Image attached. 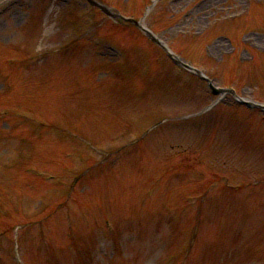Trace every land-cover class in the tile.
<instances>
[{"label": "rangeland", "instance_id": "obj_1", "mask_svg": "<svg viewBox=\"0 0 264 264\" xmlns=\"http://www.w3.org/2000/svg\"><path fill=\"white\" fill-rule=\"evenodd\" d=\"M96 1L106 16L96 14L104 25L94 32L89 21H67L76 0H0V114L7 113L0 124L16 127L9 111L30 119L17 131L21 137L30 132L19 154L30 162L22 168L65 174L68 181L89 158L91 166L102 153L126 147L109 171L81 181L78 203L73 196L70 205L78 234L86 222L101 223L90 264L111 258L122 264L127 257L129 264H181L182 254L185 264H264V112L213 95L188 69L264 105V0H158L147 14L140 0ZM116 9L151 30L182 64L140 28L114 27L124 23ZM79 36L84 41L73 43ZM162 119V128L153 130ZM41 124L71 130L80 142L50 131L38 139L34 130ZM84 140L101 156L88 154ZM80 152L81 160L74 157ZM20 181L14 193L26 196L24 217L56 188L42 178V187ZM178 209L186 210L181 219L158 222V214ZM68 215L65 209L47 225L48 236L65 249L61 264H85L79 257L91 240L84 235L75 253L66 248ZM141 215L143 231L132 233L138 228L125 222L116 227ZM105 218L111 234L103 229ZM18 242L19 264H46L41 249L24 237ZM9 257L1 254L0 264H10Z\"/></svg>", "mask_w": 264, "mask_h": 264}, {"label": "bare ground", "instance_id": "obj_2", "mask_svg": "<svg viewBox=\"0 0 264 264\" xmlns=\"http://www.w3.org/2000/svg\"><path fill=\"white\" fill-rule=\"evenodd\" d=\"M222 46V45H221Z\"/></svg>", "mask_w": 264, "mask_h": 264}]
</instances>
